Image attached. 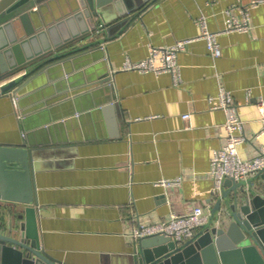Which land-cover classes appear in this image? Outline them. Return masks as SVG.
<instances>
[{"label": "crops", "instance_id": "obj_1", "mask_svg": "<svg viewBox=\"0 0 264 264\" xmlns=\"http://www.w3.org/2000/svg\"><path fill=\"white\" fill-rule=\"evenodd\" d=\"M250 1L152 0L136 15L121 3L112 4L93 16L97 31L58 50L83 46L69 52L71 60L50 69L47 78L32 80L18 104L1 94L0 143L24 142L31 148L33 173L28 157L0 158V183L9 195L0 198V227L6 229L23 211L22 199L35 193L43 250L64 264H129L138 223L157 222L197 205L217 212L210 158L226 140L225 114L212 108L208 97L220 87L231 91L246 137L237 146L242 158L264 145V133L255 136L264 130L257 108L264 97V0L252 7ZM227 8L236 16L247 11L250 28L221 32L217 57L202 38L188 42L177 55L181 83L167 72L121 69L126 57H146L150 44L198 36L201 15L208 29L222 30ZM126 15L134 17L118 25ZM106 73L112 91L104 90L96 101L91 90ZM55 81L67 92L53 110L35 104L38 89ZM108 93L114 100L103 99ZM107 104L111 108L104 109ZM51 111L56 114L49 116ZM257 173L249 178L256 181ZM176 176L181 177L177 185L156 183Z\"/></svg>", "mask_w": 264, "mask_h": 264}, {"label": "water", "instance_id": "obj_2", "mask_svg": "<svg viewBox=\"0 0 264 264\" xmlns=\"http://www.w3.org/2000/svg\"><path fill=\"white\" fill-rule=\"evenodd\" d=\"M151 1L0 0V95L10 94L18 104L21 90L32 80L47 78L50 69L71 60L69 52L83 46L58 50L98 30L92 20L97 10L121 3L125 11L136 15ZM132 17L124 16L118 25ZM59 82L40 87L31 100L38 99L35 104L46 103L51 109L59 95L67 92V86L63 89ZM107 83L108 73L94 82L97 86L91 91L96 101L104 90L112 91ZM114 98V93L103 97L105 101ZM55 114L51 111L49 116ZM5 154L28 157L33 173L32 149L25 148L24 142L0 143V158ZM257 176L256 181L226 178L223 185L231 188L218 193V211L212 209L208 223L194 237L183 242L162 234L133 239L129 264H264V168ZM3 189L0 183V198H8ZM22 202L26 203L23 211L15 213L6 229L0 227V264H64L41 248L36 194Z\"/></svg>", "mask_w": 264, "mask_h": 264}, {"label": "built area", "instance_id": "obj_3", "mask_svg": "<svg viewBox=\"0 0 264 264\" xmlns=\"http://www.w3.org/2000/svg\"><path fill=\"white\" fill-rule=\"evenodd\" d=\"M260 1L262 0H251L249 6H256ZM225 12V26L222 30L212 31L208 29L205 18L201 15L197 18V23L200 26L198 36L178 39L170 44H150L146 57L140 60H132L126 57L122 62L121 69L152 72L154 74L167 72L171 74L175 84L181 83V68L177 55L188 42L198 37L202 38L209 52L217 57L221 54V46L218 41V35L221 32L247 31L250 28L249 13L247 11H242L240 16L233 15L230 8H227ZM214 98H216V102H214ZM13 101L15 102L14 98ZM208 101L212 108H220L225 114L223 126L226 130V140L221 146L212 150L210 158V172L214 178L213 193L218 194L222 190L223 182L226 178H231L235 181L248 179L251 175L264 168V145H260L257 153L252 157L242 158L237 146L246 137L243 133V119L238 112L237 105L233 101L231 91L220 87L216 96H209ZM257 108L260 114L264 115V97H260L257 101ZM182 117L187 119L189 114L185 113ZM263 133L264 130L262 129L255 136L259 137ZM180 182V176L162 177L156 181L157 184L163 186L177 185ZM210 214L211 212L204 210L200 205L183 214L171 212L166 219L151 223H138L132 229V236L137 239L145 235L162 234L170 236L177 242H183L194 237L208 223Z\"/></svg>", "mask_w": 264, "mask_h": 264}]
</instances>
